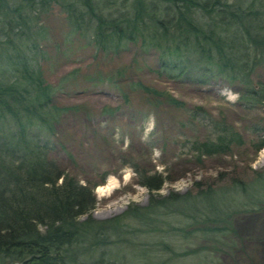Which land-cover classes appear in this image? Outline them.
<instances>
[{"label":"trees","instance_id":"16d2710c","mask_svg":"<svg viewBox=\"0 0 264 264\" xmlns=\"http://www.w3.org/2000/svg\"><path fill=\"white\" fill-rule=\"evenodd\" d=\"M51 4L63 7L73 31L91 34L99 44L121 48L148 37L150 46L160 50L151 64L156 74L162 71L169 78L191 74V62L184 58L193 55L198 57L196 64L206 62L216 68L212 75L233 82L252 71L248 65L252 55L253 60L257 54L264 56V13L254 11L255 0L249 12L232 9L227 0H0V264H74L77 255L69 252L77 244L89 243L91 250L99 247L96 240L106 243L115 237V243L126 245L142 236L148 243L156 238L149 245L159 254V264H185L191 255L203 256L204 262L197 263L206 264L208 256L202 252L211 254L209 249L190 250L183 247L185 242L219 243L228 235L235 236L234 210L217 204L215 197L229 193H243L249 199L253 193L261 196L258 187L264 188V176L256 173L253 182H235L230 190L203 189L196 183V194L171 193L155 199L164 177L141 174V186L154 194L147 207L129 208L106 222L92 220L94 186L79 183L53 159L49 140L57 118L76 108L54 104V87L43 80L34 59L22 52L23 44L12 52L4 44L11 41L15 28L23 24L29 29L34 12ZM114 70L112 74L119 75L131 67ZM136 86L128 84L125 99L138 91L145 102H160L171 113L201 111L189 110L167 91L141 82ZM243 96L250 106L261 104L264 84L246 86ZM213 122L216 136L192 144L196 162L246 146L232 126ZM251 146L259 152L264 139ZM82 217L86 219L80 222Z\"/></svg>","mask_w":264,"mask_h":264},{"label":"rangeland","instance_id":"374dc122","mask_svg":"<svg viewBox=\"0 0 264 264\" xmlns=\"http://www.w3.org/2000/svg\"><path fill=\"white\" fill-rule=\"evenodd\" d=\"M252 2L227 0L232 9L240 7L246 12ZM253 9L264 13V0H255ZM22 26L4 44L9 52L23 44L22 52L34 59L43 80L54 87V104L76 108L57 118L49 140L53 159L79 183L94 186L92 220L106 222L129 208L147 207L154 194L141 186V174L164 177L155 199L171 193L196 194V183L203 189L230 190L235 182H253L256 173L264 176V146L259 152L251 146L264 139V102L250 106L243 96L246 86L264 84V56L257 54L253 60L252 55L248 64L252 71L242 74L238 82L212 75L216 68L206 62L196 64L198 57L193 55L184 58L191 62V74L169 78L162 71L152 72L151 64L160 50L150 46L148 37L121 48L99 44L91 34L73 31L60 5L34 12L29 29ZM119 66L131 70L112 74ZM137 82L171 93L189 110L200 109L196 112L200 114L171 113L160 102H145L138 91L125 99L128 84L137 88ZM212 121L232 126L246 146L196 162L192 144L216 136ZM258 190L262 197L254 193L250 199L243 193L215 197L217 204L234 210L235 236L228 235L219 243L189 239L183 247L208 248L211 254L202 252L208 256L206 264H264V188ZM144 237L126 245L115 243V237L106 243L93 240L99 247L88 250L89 243L77 244L69 255H77L74 264L161 263L149 245L156 238L148 243ZM200 259L204 262L203 256L191 255L185 264H198Z\"/></svg>","mask_w":264,"mask_h":264}]
</instances>
